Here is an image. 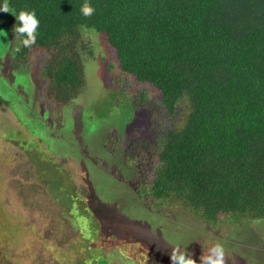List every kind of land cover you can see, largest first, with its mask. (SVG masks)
Listing matches in <instances>:
<instances>
[{
	"label": "trees",
	"instance_id": "1",
	"mask_svg": "<svg viewBox=\"0 0 264 264\" xmlns=\"http://www.w3.org/2000/svg\"><path fill=\"white\" fill-rule=\"evenodd\" d=\"M4 3L0 30L9 29L16 47L18 12L34 11L39 20L35 43L14 50L10 68L28 69L46 54L40 74L56 106L75 108L84 88L93 57L85 30L114 50L125 75L116 81L142 87L119 101L111 93L105 103L149 112L150 139L135 151L149 205H179L212 226L264 218V0H89L95 11L88 17L80 12L84 0ZM210 248L202 240L186 254L197 263Z\"/></svg>",
	"mask_w": 264,
	"mask_h": 264
},
{
	"label": "rangeland",
	"instance_id": "2",
	"mask_svg": "<svg viewBox=\"0 0 264 264\" xmlns=\"http://www.w3.org/2000/svg\"><path fill=\"white\" fill-rule=\"evenodd\" d=\"M84 40L93 57L69 109L46 96L47 55L12 70L17 40L0 30V264H172L177 245L202 240L224 245V264H264V218L212 226L182 206L148 204L135 151L150 139L149 112L105 103L142 87L116 81L125 75L103 35L85 30Z\"/></svg>",
	"mask_w": 264,
	"mask_h": 264
},
{
	"label": "clouds",
	"instance_id": "3",
	"mask_svg": "<svg viewBox=\"0 0 264 264\" xmlns=\"http://www.w3.org/2000/svg\"><path fill=\"white\" fill-rule=\"evenodd\" d=\"M95 9L89 3V0H84L80 7V12L83 16L88 17L93 14ZM0 12H9L7 3L0 5ZM16 24L14 30L16 36L19 37V45L14 49L19 51L20 47H30L36 41L37 28L39 20L34 11L21 10L15 16ZM187 257V258H186ZM225 248L222 243H215L204 257H200L199 264H224ZM172 264H196L190 255L186 254L185 247L183 251L177 245L170 255Z\"/></svg>",
	"mask_w": 264,
	"mask_h": 264
}]
</instances>
